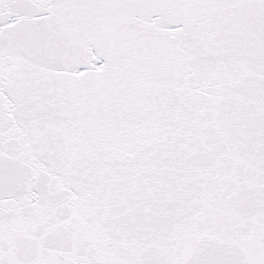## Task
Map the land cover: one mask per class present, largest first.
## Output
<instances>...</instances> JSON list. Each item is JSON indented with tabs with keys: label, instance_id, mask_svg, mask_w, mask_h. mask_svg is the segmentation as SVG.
Returning <instances> with one entry per match:
<instances>
[{
	"label": "snow or ice",
	"instance_id": "1",
	"mask_svg": "<svg viewBox=\"0 0 264 264\" xmlns=\"http://www.w3.org/2000/svg\"><path fill=\"white\" fill-rule=\"evenodd\" d=\"M0 264H264V0H0Z\"/></svg>",
	"mask_w": 264,
	"mask_h": 264
}]
</instances>
